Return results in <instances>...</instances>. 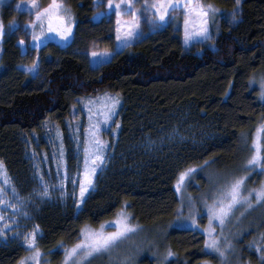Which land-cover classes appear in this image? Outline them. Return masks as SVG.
Listing matches in <instances>:
<instances>
[{"label":"trees","instance_id":"16d2710c","mask_svg":"<svg viewBox=\"0 0 264 264\" xmlns=\"http://www.w3.org/2000/svg\"><path fill=\"white\" fill-rule=\"evenodd\" d=\"M78 1L83 6L73 41L66 47L49 43L29 53L39 59L42 79L17 69L26 54L19 49L21 39L8 28L1 45L0 161L27 194L32 188L28 144L33 134L47 121L65 128L79 98L109 93L122 99L109 161L81 208L69 199L47 202L35 213L41 263L62 264L67 250L80 242L81 229L98 228L126 211L153 238L133 264H220L218 254L206 247L204 212L194 219L201 229L185 226L190 209L184 208L177 183L180 173L189 174L183 194L195 201L211 177L218 179L219 188L248 173L243 166L250 151L241 136L259 127L264 158V101L254 83L264 79V0H241L237 20L221 22L211 45L186 47L171 23L96 68L74 50L92 39L113 50L109 20L91 23V0L67 3L77 8ZM15 4L6 0L1 7L6 25L32 17L18 12ZM260 173L255 171L251 180L260 181ZM247 208L235 213L241 214L238 224L228 223L234 233V260L264 264V199ZM30 254L21 245L0 244V264L28 263ZM94 261L111 260L104 255Z\"/></svg>","mask_w":264,"mask_h":264},{"label":"rangeland","instance_id":"374dc122","mask_svg":"<svg viewBox=\"0 0 264 264\" xmlns=\"http://www.w3.org/2000/svg\"><path fill=\"white\" fill-rule=\"evenodd\" d=\"M16 2V10L21 13L32 14V17H23L20 24L10 23L6 25L1 17V7L6 0H0V25L3 27V35L0 36V53L1 45L4 40L7 28L11 35L24 41L23 44L19 41V49L23 54H26L23 63L17 66V69L27 74L32 79H42L41 74L38 73L39 59L30 56L32 49L40 50L49 43H54L60 47L68 46L74 39L79 20L78 8L83 6L81 1H78L77 8L67 3L68 0H58L70 11L73 19L72 34L64 39L55 32L47 31V21H44V35L40 34V27H34L35 9L32 0H11ZM220 0H171V3L176 5L174 8H168L165 13V19L160 20V15L155 9L151 7L157 0H131L129 5L126 0H113V3L121 4V13L119 16L115 14L114 9L110 10L108 7V0H91L90 22L102 25L104 20H109L108 26V41L113 44V50H106V44H101L96 39H92L85 43L82 48L74 50L77 55L84 57L85 61L92 68L99 67L107 63L113 54L123 51L125 48L133 45L139 41L144 35L159 31L173 23L174 27L181 32L183 43L186 47H190L195 43L212 44L214 35L218 32L221 22L232 23L237 20L239 12L240 1L233 0L230 4H222ZM8 3V2H7ZM52 0H36V5L40 9L48 7ZM204 6L212 5L216 11H209L206 17H197L190 8L195 4ZM19 5V7H18ZM130 11H126L127 8ZM82 9L80 10V13ZM234 14V15H233ZM189 20L186 25L185 20ZM206 20V23L202 21ZM119 21V24L117 23ZM120 28V36L123 38L126 32L134 27L135 38L127 47H123L120 41H117V28ZM207 28V35L209 38H204L200 35L201 28ZM188 33L186 41L185 34ZM8 34V32H7ZM39 36V41L33 40V36ZM37 45H39L37 47ZM122 49V50H121ZM36 65L35 71H28L26 69L32 68ZM258 89V97L264 101V79H257L254 82ZM108 97L118 98L119 103L114 108V113L108 120L104 119V105L111 106V101ZM122 108V99L115 94L104 93L95 97L79 98L76 100L72 108L71 116L66 121L65 128H61L51 121H47L41 130L33 134L32 140L28 144V154L31 159V191L27 194L21 187L17 186L14 179L10 176L5 164L0 161V244H17L23 246L27 251L31 252L29 262L23 264H43L41 263V255H37V242L41 236V230L35 222V213L39 208L51 201H66L72 200L77 210L81 208L84 200L95 189L96 180L101 174L109 161L111 142L115 139L119 132L120 124L117 117ZM96 126L95 128L93 126ZM178 139L182 141L188 140L180 134H175ZM262 136L263 128L255 129L249 135L242 134V145L248 146L250 151L249 157L246 160L244 170L249 172L243 176H236L235 178H244L241 189V198L239 202L232 208L228 217L225 218L223 225L218 221H213L212 233L218 240L220 251H216L207 246V250L218 254L220 264H238L234 260V250L230 246L234 233H231L232 227H228V223L238 224L241 219V214L235 213L242 210L247 211L249 205L259 203L264 198L257 200L255 198V191L264 187V158L262 156ZM100 141L102 147L99 152L95 145V141ZM248 141V143H247ZM87 149V157L89 160L88 167H92L93 154L96 153L103 157L102 162L97 161V171L92 175L93 183L89 186V190L85 193L83 200L80 197V181L83 179L85 170V158ZM226 149V147L224 148ZM253 154H258L260 162L254 166L248 164ZM255 171L261 172L260 181L251 180V176ZM189 174H185L184 180L180 182V195L184 198V208L188 215L184 217L185 226L201 229L194 220L197 215L205 214L207 217V209L218 200L225 199L223 195L224 190L228 184L235 178L231 177L229 182H224L219 188L217 187V180L211 177L208 181L207 187L202 190L197 199L193 201L183 194L185 182ZM44 185H47V195H45ZM188 198V199H187ZM191 205V207H190ZM140 208V207H139ZM183 208V209H184ZM143 211V210H142ZM193 213V214H192ZM243 213V212H242ZM197 214V215H196ZM119 222V223H118ZM127 226L129 231L112 241L111 244L99 252H94L91 255L81 253L79 255L69 256L67 250L62 264H100L101 261H94L99 257H109L111 264L114 259L120 264H133L139 252L144 248H148L153 240L149 230L139 227L132 220L131 216L126 211H121L118 216L111 222L103 224L98 228H90L93 232L115 233L121 228ZM209 227V220L206 229ZM206 234V241L210 239ZM33 234H35L34 246L30 244ZM204 234V235H205ZM134 237V238H133ZM85 237L82 236L81 240ZM80 240V241H81ZM223 241V242H222ZM142 248V249H141ZM223 253V255H221ZM120 257V258H119ZM115 260V261H116ZM114 264V263H113Z\"/></svg>","mask_w":264,"mask_h":264},{"label":"snow or ice","instance_id":"6c2138e0","mask_svg":"<svg viewBox=\"0 0 264 264\" xmlns=\"http://www.w3.org/2000/svg\"><path fill=\"white\" fill-rule=\"evenodd\" d=\"M124 2V0H122ZM126 2L131 5V0H126ZM239 2V0H238ZM33 7L35 9V17L36 20L34 22V27H40V34L44 35V21H47V31L48 32H55L59 36L64 39H67L73 30V19L70 15L69 9H67L62 3H59L58 0H52V3L48 5V7L40 9L38 5H36V0H32ZM19 7V5H18ZM108 7L110 10L115 11L117 16L121 13V4L120 3H113V0H108ZM151 7L156 10V12L160 15V20L163 21L165 19V13L168 8H174L176 5L171 3V0H157L156 3L152 4ZM131 8H127L126 11H130ZM191 12H194L197 17H206L209 11H216L212 7V5H201L199 3L195 4L194 7L190 8ZM234 15V14H233ZM119 24V21H117ZM189 20H185V24L187 25ZM202 23H206V20L202 21ZM121 29L117 28V41H120L123 47H127L130 43L133 42L135 38L134 27L126 32V35L122 38L120 36ZM3 35V27L0 25V36ZM200 35L204 38H209L207 35V28L203 27L200 30ZM39 36H33V40L39 41ZM185 39H188V33L185 34ZM21 44L24 41H20ZM39 45H37L38 47ZM122 50V49H121ZM28 71H35L36 65L32 66L30 69H26ZM108 100L111 101V106L104 105V119L108 120L111 115L114 113L115 106L119 103L118 98L115 97H108ZM96 127L95 125L93 126ZM95 145L97 148V152H99L100 148L102 147L100 141H95ZM86 158H85V170L83 173V179L80 181V197L83 200L85 193L89 190V186L92 185V175L97 171L98 165L97 161L103 160V157L94 153L92 158V167H88V157H87V149H85ZM260 162V157L258 154H253L251 159L248 160V164L254 166L255 164ZM2 167V165H0ZM264 167V164L261 165ZM185 173H180L179 181L177 183V191H180V182L184 180ZM244 182V178H235L231 181L227 188L224 190L223 195L225 199L218 200L214 202L212 205L208 206L207 215L209 220V227L206 229L207 234L209 235L210 239L206 241V244L209 248L214 249L216 251H220L218 246V240L215 236L212 235L214 229L212 227L213 221H218L220 225H223L225 222V218L229 216L232 208L239 202L241 198V189ZM45 195H47V185H44ZM255 191V198L260 200L264 198V187H261L259 190ZM0 203H3V200L0 199ZM191 207V205H190ZM2 219V217H0ZM119 223V222H118ZM129 231L127 226L121 228L119 231L115 233H108L105 235L103 232H93L90 229H81L82 236L85 237L84 240H81L79 243L74 245L72 249L69 250V256L79 255L81 253L91 255L94 252H99L104 248L108 247L112 241L116 240L117 237L123 235L124 232ZM35 243V234H33L32 240L30 244L34 246ZM37 255L39 253L37 252ZM168 255H172L171 252ZM223 255V253H221Z\"/></svg>","mask_w":264,"mask_h":264}]
</instances>
